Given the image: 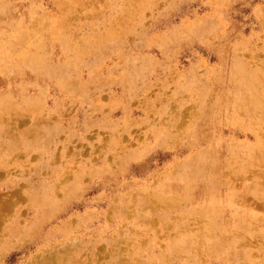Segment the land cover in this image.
Wrapping results in <instances>:
<instances>
[{
  "label": "rangeland",
  "instance_id": "rangeland-1",
  "mask_svg": "<svg viewBox=\"0 0 264 264\" xmlns=\"http://www.w3.org/2000/svg\"><path fill=\"white\" fill-rule=\"evenodd\" d=\"M0 3V264L264 261V0Z\"/></svg>",
  "mask_w": 264,
  "mask_h": 264
},
{
  "label": "bare ground",
  "instance_id": "bare-ground-1",
  "mask_svg": "<svg viewBox=\"0 0 264 264\" xmlns=\"http://www.w3.org/2000/svg\"><path fill=\"white\" fill-rule=\"evenodd\" d=\"M1 4V3H0ZM8 6V5H7ZM4 7V6H3ZM110 7V6H109ZM78 8V7H77ZM98 8V7H97ZM87 9V8H86ZM1 10V9H0ZM4 10V9H3ZM3 12V11H2ZM1 13V12H0ZM94 15V14H93ZM92 15V16H93ZM24 21V20H23ZM195 127H196V125H195ZM248 136V135H247ZM250 136V135H249ZM190 159V158H189ZM257 161H259L258 162V167H259V169L261 168V171H260V173L255 177V179H253L254 181H252V183H251V185L250 186H252L253 187V189H254V194H253V196H254V198L255 199H257L258 201H255V199L253 200V201H255V202H257L259 205H260V207H262V208H264V149H263V153L262 154H260L259 156H258V160ZM187 179V178H186ZM250 186H246V189H248ZM15 192V191H14ZM13 192V193H14ZM39 192V191H38ZM40 195V192L39 193H35V194H32L31 196L33 197V196H35V199H38V197L37 196H39ZM69 196H70V194H69ZM18 198V197H17ZM20 198H22V197H20ZM19 198V199H20ZM247 198H249V197H247ZM19 199H17V200H19ZM250 199V198H249ZM3 200H6V199H3ZM246 200V199H245ZM155 201V200H154ZM255 204V203H254ZM146 206V205H145ZM251 206V205H250ZM255 208H257V207H255ZM2 209V208H1ZM3 209H4V207H3ZM144 209V208H143ZM248 209V208H247ZM257 209H259V208H257ZM263 210V209H262ZM5 212V211H4ZM9 212V211H8ZM252 212V211H251ZM7 213V212H6ZM1 214V213H0ZM3 216V215H2ZM2 216H0V217H2ZM7 216V214L5 215V217ZM108 217V216H107ZM4 218V217H3ZM253 219V220H255V224H256V226H258V227H261V232L264 234V214L261 216V217H257L255 214L254 215H249L248 217H246V219L249 221V219ZM2 220V219H1ZM20 222V221H19ZM243 234V233H242ZM262 234V240L264 241V235ZM241 235V234H240ZM255 237V236H254ZM261 238V237H260ZM261 240V239H260ZM261 240V241H262ZM240 242V241H239ZM238 242V243H239ZM242 243H243V241H242ZM245 243H247V242H245ZM249 243V242H248ZM55 247V246H54ZM60 252V251H59ZM62 252V251H61ZM46 253H48V252H46ZM45 253V254H46ZM44 254V253H43ZM43 254H42V256H43ZM55 255V254H54ZM45 256V255H44ZM41 257V256H40ZM39 257V258H40ZM57 257H58V255H57ZM72 257V256H71ZM37 261H39V260H37ZM48 263V262H47ZM259 264H264V261L263 260H261L260 262H259Z\"/></svg>",
  "mask_w": 264,
  "mask_h": 264
}]
</instances>
